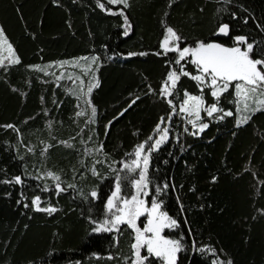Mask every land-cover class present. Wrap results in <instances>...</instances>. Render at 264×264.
Segmentation results:
<instances>
[{"label":"trees","instance_id":"1","mask_svg":"<svg viewBox=\"0 0 264 264\" xmlns=\"http://www.w3.org/2000/svg\"><path fill=\"white\" fill-rule=\"evenodd\" d=\"M130 2L132 6L127 14L133 28L125 37L122 17L101 11L95 0H0V26L21 59V63L8 72L0 68V181L25 171L34 177L37 169L47 168L57 172L63 170L62 180L75 183L85 193L99 183L90 173L81 179L74 177L72 172L73 167L81 169L78 162L81 158L91 163V158L83 157L84 146L78 136L87 117L75 116L79 109L72 90H78L79 82L73 84L68 76L57 81L55 77L65 73L61 68L51 66L41 72L28 65L99 54L100 67L93 66L99 82L91 97L98 109V124L90 127L100 133L105 150L119 161L138 139L143 140L151 132L165 106L155 97L145 95V84L158 86L166 71L164 58L151 54L112 56V53L158 50L162 19L189 40L207 36L214 29L218 5L215 0H176L171 8L167 6L168 0ZM237 3L243 4L247 12L242 13L235 5L231 7L239 17L231 21V25L241 29L233 34L264 39V33L255 28L256 21L264 22V0H237ZM165 11L169 12L166 18ZM243 15L249 16L246 25ZM229 20L230 17L225 18V22ZM105 44L107 50L102 47ZM186 69L194 71L190 65H186ZM76 71L79 75L82 72L78 68ZM47 73H55V76ZM182 86L198 93L195 82L188 78H182ZM130 93L141 99L114 121L105 137L103 126L128 106L134 98H130ZM54 100L60 104L58 108ZM45 108L47 114L43 113ZM48 121H51L50 127ZM10 123L19 128V133L2 127ZM176 124L174 133H181L180 141L173 140L158 153L154 166H159L155 175L167 177L174 184L169 196L165 197L166 210L179 218L184 235L188 237L191 229L197 241L196 250H193L191 237L188 238V250L178 253V264H211L214 257L208 252L202 253L199 250L202 245L215 248L225 264L228 260L232 264H264V185L260 184L264 181V111L257 112L240 128L234 127L233 118L212 121L208 129L195 137L182 134L180 118ZM137 129L141 132L139 138L133 135ZM87 136L85 130L83 139L87 140ZM45 143L52 147L41 156ZM181 145L183 152L179 150ZM29 148L34 151L29 152ZM20 156L25 159L21 161ZM164 160L169 163L165 165ZM98 168L101 174L108 171L106 165ZM32 177H25L26 185L0 182V264H27L28 260L39 264L41 258L45 264H69V261L72 264L75 261L123 264L122 259L108 260L107 253H119L120 257L131 255L128 230L123 232L119 248L112 246L111 234L90 232L86 205L81 203L75 190L59 197L54 193L42 194L45 199L50 197L58 209L51 215L31 207L25 209L23 202H30L33 195L39 194L35 188L40 182ZM110 186L111 180L105 181L101 192L106 193ZM17 200L22 203L18 204ZM94 252L100 253V257L93 256Z\"/></svg>","mask_w":264,"mask_h":264},{"label":"snow or ice","instance_id":"2","mask_svg":"<svg viewBox=\"0 0 264 264\" xmlns=\"http://www.w3.org/2000/svg\"><path fill=\"white\" fill-rule=\"evenodd\" d=\"M175 2L176 0H168L167 6L171 8ZM215 2L218 5L215 11L216 23L207 36L189 40L179 29L167 23L166 19H162V38L158 42V50L151 53L147 51L112 53V56L127 57L151 54L164 58L166 66V71L162 74L157 87H153L151 83L145 84L147 88L145 95L155 97L165 106L162 114L159 115L151 132L143 140L138 139L132 150L125 152L119 161L105 150V141L99 139L100 133L97 129L90 127L98 124V109L92 103L91 97L93 89L99 82L93 66L97 69L100 67L97 62L101 61V56L96 54L72 61L73 66L82 69L79 76L74 77L72 74L68 76L73 84L79 82L78 90L75 88L72 90L78 101L76 107L79 109L75 112V116L87 117L84 121L85 127L78 133L81 137L79 142L84 146L83 157L91 158L90 164L87 159L81 158L78 162L83 170L73 167L72 172L74 177L81 179L86 178L90 173L99 183L92 185L85 193L75 183H65L62 180L63 170L57 172L47 168L43 171L37 169L34 177L25 171L21 175L0 181L6 184L26 185L25 177L28 176L40 182L35 188L39 194L33 195L30 202H23L25 209L31 207L34 211L51 215L58 209L51 203L50 197L45 199L42 194L54 193L59 197L62 193L75 190L81 198V203L86 205V219L91 233L111 234L112 246L119 248L123 232L125 230L129 232L131 255L120 257L119 253L113 254L109 251L107 259L110 261L122 259L123 264H157V262L178 264V253L188 250L189 244L186 241L189 237H191L192 249L196 250L197 241L191 229L188 230L186 237L180 230L179 218L166 210L165 197L169 196L174 184L167 177L160 178L155 175L159 172V166H154V162L159 158L157 154L164 151L173 140L180 141L181 133H174L177 118L181 120L182 134L195 137L208 129L212 121L219 122L233 118L234 127L240 128L248 124L257 112L264 111V39L255 38L250 34H233L240 32L241 29L233 28L231 25V21L239 18L236 11H231V7L235 5L242 13H246L247 9L243 4L237 3V0H215ZM95 4L109 15L122 17V35L125 37L129 35L133 28L127 14V10L132 6L130 0H95ZM200 10L203 11L202 8ZM168 15L169 12L165 11L164 17ZM226 17H230L229 22H225ZM242 18L246 25L249 16L243 15ZM255 28L264 33V22L256 21ZM102 47L108 49L107 44ZM81 61L84 63H80ZM20 63L19 55L3 26H0V68L8 72L12 66ZM57 64L63 68L69 64V61L61 60L47 65L34 64L27 67L46 72L49 67ZM186 65L192 66L194 71H188ZM47 74L55 76V73ZM63 76L64 73H61L55 79L59 81ZM182 78L195 82L198 93H193L186 86H182ZM13 90L17 91V89ZM129 95L130 98L133 96L134 98L130 99L128 106L103 126L105 137L109 134L114 121L122 117L141 99L139 95L132 93ZM43 99L42 96L41 100ZM53 104L57 108L60 106L55 100ZM43 113L47 114L48 109H43ZM48 125L51 126V121H48ZM2 127L19 133V128L15 124H5ZM85 130L88 132L87 140L83 139ZM133 135L139 138L140 130H135ZM58 143L68 142L58 141ZM89 144L94 146L88 147ZM51 147V144L45 143L40 155L43 156ZM179 150L184 151L183 145ZM28 151L33 152L34 149L29 148ZM168 155L174 153L168 152ZM19 159L23 161L25 157L20 156ZM163 163L166 165L169 161L164 160ZM102 165H106L108 169L103 174L98 168ZM215 179L213 177V180ZM49 180L53 183L50 184ZM108 180H111V186L106 193H102L101 185ZM260 184L264 185V181ZM257 191L259 192V188ZM24 200L27 201L28 198L24 197ZM17 203L22 201L17 200ZM45 204L47 206H42ZM98 204L100 207H97ZM180 210L183 211L182 205ZM81 214L84 215V211ZM199 250L202 253L208 252L214 257L211 259V264H225V261L217 256L215 248L202 245ZM92 255L99 258L101 254L94 252ZM27 264H35V262L28 260ZM39 264H45L43 258L40 259ZM69 264L72 262L69 261ZM74 264L81 262L75 261ZM226 264H232V261L228 260Z\"/></svg>","mask_w":264,"mask_h":264},{"label":"rangeland","instance_id":"3","mask_svg":"<svg viewBox=\"0 0 264 264\" xmlns=\"http://www.w3.org/2000/svg\"><path fill=\"white\" fill-rule=\"evenodd\" d=\"M75 59H76V58L71 59V60H66V61H69V64H66L63 68H61L62 71L65 70V73H64L65 75H64V76H69V75H67V73L72 74L74 77H75V76H78L79 74H78V72L76 71L77 68H78L79 70L82 71L81 68L73 66L72 61H74ZM80 63H84V62L81 61ZM48 64H50V63H48ZM44 65H47V64H44ZM53 67H55V68H60V67L58 66V64H57V65H53ZM65 78H67V77H65ZM67 79H68V78H67ZM76 83H77V82H76ZM142 219H143V218H142ZM157 264H159V262H157Z\"/></svg>","mask_w":264,"mask_h":264}]
</instances>
